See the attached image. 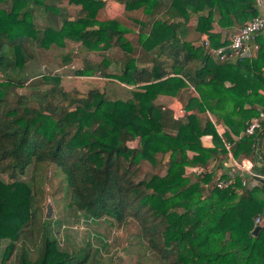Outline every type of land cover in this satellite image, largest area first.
I'll return each mask as SVG.
<instances>
[{"label":"trees","instance_id":"obj_1","mask_svg":"<svg viewBox=\"0 0 264 264\" xmlns=\"http://www.w3.org/2000/svg\"><path fill=\"white\" fill-rule=\"evenodd\" d=\"M120 1L140 27L135 45L123 20L97 18L106 0H68L79 6L73 17L62 0H0V264H105L87 240L69 246V230L60 239L59 228L77 230L82 219L109 220L114 232L132 227L129 238L152 264H264V225L250 235L264 215V184L235 191L236 177L216 187L228 152L264 171V36L253 37V56L233 63L208 52L229 43L211 32L215 13L220 27L242 25L262 15L256 0ZM193 14L198 37L177 42L178 17L186 24ZM66 46L58 67L75 57V75L110 81L84 79L80 90L61 75L22 77L34 49ZM205 110L237 136L222 132L227 148ZM47 199L55 225L44 217Z\"/></svg>","mask_w":264,"mask_h":264},{"label":"crops","instance_id":"obj_2","mask_svg":"<svg viewBox=\"0 0 264 264\" xmlns=\"http://www.w3.org/2000/svg\"><path fill=\"white\" fill-rule=\"evenodd\" d=\"M192 2V4H196L197 2H194L193 0H189ZM63 4L65 5V7L67 8V11L69 12V14L73 17L74 15H76L78 9H79V6L78 5H70L68 4V0H62ZM256 3L258 5V9L260 10V12L262 13V15L264 14V8H263V5L261 3V0H256ZM206 10V9H205ZM203 14L205 13V11H201ZM200 12V13H201ZM137 13L136 12H130L129 14L133 17V18H138L137 16H135ZM125 16H128V12H124V5L123 3L120 1V0H106V2L104 3L102 9H100L97 13V18L100 19V20H104V19H122L123 20V25L126 26L130 33L127 34V36L130 38V40H133L132 43L135 44V41H136V34H137V31L140 29V27H138L139 25L136 23V21H132L128 18H126ZM157 16V15H156ZM195 16L196 15H190L189 17V20L186 24L182 23L181 20L179 17H178V23H176V30H175V40H177V42H182V41H185V40H188V41H194L198 35L197 33L195 32L194 30V24H195ZM217 14L215 13V16H213V19L214 21L212 22V26H213V30L211 32H220V37L222 38V40L224 41H230V38H231V35L233 32H235V30L241 26L240 24H237L234 22L233 19H231V22H232V25L230 24L229 26H225V27H220L218 26V24L216 23V19H217ZM144 14H141L139 13V18L140 19H144ZM138 20V19H137ZM174 20H177L176 18ZM181 22V23H180ZM145 31V29H143ZM261 35L264 36V31L261 33ZM199 38H204L203 35H200ZM205 45V43H204ZM206 46V45H205ZM227 46V45H225ZM220 47H223V46H220ZM244 50L242 52V55H238V54H226V58L225 59H222L220 60L218 58V56L216 54H214V50L216 49H209L208 48V52L211 56L214 57V60H216L217 62H230V63H233L235 62L236 60H239L240 58H244V57H251L255 54V51L257 49V43L255 42L254 38H251L247 43H245L244 45ZM219 48V47H217ZM70 49L69 46H66V48H64L63 50H59V49H54V48H49L47 50H41V49H34V55L35 57L37 56L38 59H44V62L45 64H47V66L45 67L46 70H49V68H51L50 66L52 65H56V68H58L57 64H58V58H59V54L64 52H68ZM172 47L169 46V45H166L165 46V49H164V52L166 54L168 53H171L172 52ZM138 52H140L138 54ZM136 54H137V57H138V60H140V64H146V58H148V56L144 53H142L141 51H139L138 49H136ZM177 54L180 55V52L179 50H177ZM58 55V57H57ZM84 54H81V57H84L83 56ZM88 58H92L95 60V57L94 56H89L88 55ZM58 62H56V61ZM60 60V59H59ZM42 62V61H40ZM44 64V63H42ZM78 64H80V61L78 62ZM41 65V64H40ZM40 65L38 67V70L37 71H32V69L30 70L32 73H31V77H36V76H39L41 70H40ZM45 66V65H44ZM112 66V64H111ZM114 67V66H112ZM115 68V67H114ZM262 70V73L264 74V68H261ZM116 72V71H114ZM43 73V72H42ZM41 73V74H42ZM93 77L94 79H101L100 76H96V75H93L91 76ZM231 82H229L228 80L225 81L224 83V86L225 87H228V86H231ZM123 85V84H122ZM119 86H121V84H119ZM191 86V85H190ZM191 89H192V86H191ZM192 91L195 93V91L192 89ZM258 92L263 94L264 95V91H262L261 89H258ZM157 102L158 103H161V104H166V105H171L173 104L172 102H175L174 101V98H169V97H163V96H159L157 98ZM245 107H247V105H245ZM257 109V107H256ZM182 110V109H180ZM202 118L204 120H209L211 121L213 124H214V127L218 133V135L220 136L221 140L223 141V143L225 144V140L222 136V132L225 131L227 133V135L229 136V138L231 139H236L237 136L233 135L232 133H230L229 131H227V129L220 125V122L217 121V120H214L210 114L208 113V111H204V113L201 115ZM262 118V115L260 114L259 116L255 117V118H251V120H254V119H257L258 121L261 120ZM202 141V144L203 146L205 147H209L211 146V140H210V137L209 136H204L202 137L201 139ZM231 155V153H230ZM232 157V155H231ZM232 159L235 161V162H239V161H244L248 166H253V162H251L250 160L246 159V158H240L238 160H235L233 157ZM254 168V167H253ZM235 171V168L233 167V163L230 161L229 159V156H228V160L225 162L224 165H222L221 167H218L217 169V172L218 174H221L222 172H225L226 174L228 172H233ZM255 185H253L254 187ZM264 217V216H263ZM263 223H264V218H263Z\"/></svg>","mask_w":264,"mask_h":264},{"label":"rangeland","instance_id":"obj_3","mask_svg":"<svg viewBox=\"0 0 264 264\" xmlns=\"http://www.w3.org/2000/svg\"><path fill=\"white\" fill-rule=\"evenodd\" d=\"M124 28H127V27L125 26ZM128 33H130V31L127 32L124 36L126 37V39L130 41V38L127 36ZM132 41L133 40H131L130 43ZM135 44H136V41H135ZM113 50L114 49L109 50L110 55H112V53L114 52ZM139 53L140 52H138V54ZM83 54H84L83 56H85L86 58L88 57V55L90 56L89 53H83ZM58 61H59V58H58ZM78 62H79V59L74 57V59L70 62V64L63 66V68L58 67L59 69H57L56 65L54 64L50 66L51 68H49V72L45 73L46 71L45 67L47 66V64H45L44 59L42 58L40 60L38 59L37 56L35 57L34 55V58L32 59V61L26 63L24 67L22 68V74H24V76L22 77H25L31 74L32 73L30 71L31 69L32 71H37L39 65L41 64L40 70L41 72H43L42 74L59 75V76L61 75L60 77H61L62 82L64 83V87L72 86V87L82 90V88H86L84 87L85 86L84 79H93V77L75 75L73 71L76 68H78V66L80 65L78 64ZM108 71L111 73H116L118 69L110 65L108 67ZM101 80L110 81V79L107 77L105 78L101 77ZM114 81L118 84V85H115L116 89L117 87H119V84H121V86H124L122 85L121 82L117 80H114ZM44 86L46 87L45 84ZM234 190L236 191L237 189L234 188ZM53 205H54L53 208L55 209L56 206H55L54 201H53ZM57 205H59V202L57 203ZM263 216H259L260 217V222L258 223L259 226L264 225ZM50 219L54 225L60 222L59 218L56 217V213L52 217H50ZM76 225H77V228H76L77 230L68 229L66 227L65 228L61 227L58 229L60 239L63 240V243L65 240V238H63L64 229H67L69 230L68 237H69L70 244L68 243V239L66 240V242L67 244H69V246H74V247L81 246L82 242L84 240H87L89 243L92 244V246L96 247L99 250L98 253L100 255V259H102L101 260L102 263H105V264H152V261L148 259L149 257L147 253L143 251L142 246L139 243L138 244L134 243L133 238L131 237L129 238L130 234L134 232L132 227H128V229L123 232H120V231L114 232V228L110 226L109 220L93 221V220H84V219L80 220ZM113 236L117 237L116 239L119 241V244L116 243L115 245V243H113L115 242ZM3 245H4L3 243L0 244V249L3 247ZM109 257L111 258V262L109 261Z\"/></svg>","mask_w":264,"mask_h":264},{"label":"built area","instance_id":"obj_4","mask_svg":"<svg viewBox=\"0 0 264 264\" xmlns=\"http://www.w3.org/2000/svg\"><path fill=\"white\" fill-rule=\"evenodd\" d=\"M264 31V14L260 16L253 17L252 19L244 22L239 26L235 32L232 33L231 38L227 46L219 47L214 50V54L218 56L220 60L226 58V51H229V54H240L244 50V45L255 35L260 34ZM181 113L182 110H179ZM259 128V121L257 119L249 121L247 127L244 130V133L251 135L254 130ZM227 148V144H224ZM230 161L233 163L235 171L228 172L225 179H219L216 182V187L223 188L232 186L234 179L237 177L239 179V185L234 187L237 190H243L252 187L253 185L264 184V171H259L253 168V166H248L244 161L235 162L230 152H228ZM260 222V217H254V226L258 225Z\"/></svg>","mask_w":264,"mask_h":264},{"label":"water","instance_id":"obj_5","mask_svg":"<svg viewBox=\"0 0 264 264\" xmlns=\"http://www.w3.org/2000/svg\"><path fill=\"white\" fill-rule=\"evenodd\" d=\"M229 51H226V54H228ZM52 213H53V208H52V204H51V201L50 199H47L45 205H44V217L45 218H49L52 216ZM260 229V226L259 225H256L253 227V229L251 230V233L250 235H255Z\"/></svg>","mask_w":264,"mask_h":264}]
</instances>
